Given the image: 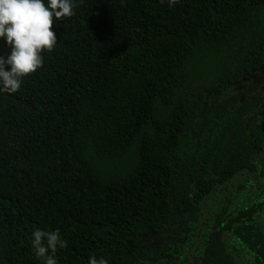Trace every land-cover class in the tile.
<instances>
[{
	"label": "trees",
	"instance_id": "obj_1",
	"mask_svg": "<svg viewBox=\"0 0 264 264\" xmlns=\"http://www.w3.org/2000/svg\"><path fill=\"white\" fill-rule=\"evenodd\" d=\"M75 4L0 94V264L36 228L58 264H264V0Z\"/></svg>",
	"mask_w": 264,
	"mask_h": 264
},
{
	"label": "clouds",
	"instance_id": "obj_2",
	"mask_svg": "<svg viewBox=\"0 0 264 264\" xmlns=\"http://www.w3.org/2000/svg\"><path fill=\"white\" fill-rule=\"evenodd\" d=\"M165 0H161L164 3ZM176 0H167L172 7ZM75 0H0V40L9 51L0 55V94L16 93L23 80L43 66V52H51L57 42L54 21L74 15ZM31 248L43 264H58L55 253L66 247L59 229L36 228ZM87 264H108L92 255Z\"/></svg>",
	"mask_w": 264,
	"mask_h": 264
},
{
	"label": "flooded vegetation",
	"instance_id": "obj_3",
	"mask_svg": "<svg viewBox=\"0 0 264 264\" xmlns=\"http://www.w3.org/2000/svg\"><path fill=\"white\" fill-rule=\"evenodd\" d=\"M258 160H259V162H264V148H260L259 149V152H258ZM247 177L251 178L252 180H255V183H256L255 185L257 186V189L260 190V191H262V192H264V183L261 184V180L260 179L255 178L251 174H247L246 178ZM235 190H236V188H235ZM199 231H200V227L198 229V232ZM188 256H189V258H191V253Z\"/></svg>",
	"mask_w": 264,
	"mask_h": 264
},
{
	"label": "rangeland",
	"instance_id": "obj_4",
	"mask_svg": "<svg viewBox=\"0 0 264 264\" xmlns=\"http://www.w3.org/2000/svg\"><path fill=\"white\" fill-rule=\"evenodd\" d=\"M261 75L260 74H258V75H256L254 78L255 79H257V78H259ZM243 88H242V85H238V87L236 88V89H233L232 91H231V94H239V93H243Z\"/></svg>",
	"mask_w": 264,
	"mask_h": 264
},
{
	"label": "water",
	"instance_id": "obj_5",
	"mask_svg": "<svg viewBox=\"0 0 264 264\" xmlns=\"http://www.w3.org/2000/svg\"><path fill=\"white\" fill-rule=\"evenodd\" d=\"M203 220H204V216H203Z\"/></svg>",
	"mask_w": 264,
	"mask_h": 264
}]
</instances>
